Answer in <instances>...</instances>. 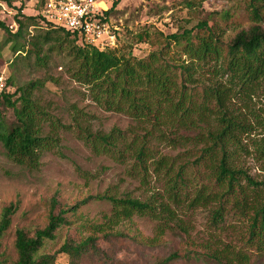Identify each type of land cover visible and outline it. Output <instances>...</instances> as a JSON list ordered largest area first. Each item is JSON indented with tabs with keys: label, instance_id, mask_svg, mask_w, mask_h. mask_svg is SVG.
Listing matches in <instances>:
<instances>
[{
	"label": "rangeland",
	"instance_id": "obj_1",
	"mask_svg": "<svg viewBox=\"0 0 264 264\" xmlns=\"http://www.w3.org/2000/svg\"><path fill=\"white\" fill-rule=\"evenodd\" d=\"M21 3V14L37 17L34 25L15 36ZM252 3L120 0L117 4L116 49H131L136 59L158 52L159 62L187 63L194 68V81L186 83V91L195 109L189 123L182 126L171 120L156 125L153 115L141 120L102 107L93 99L89 85L74 74L77 63L70 53V38L43 39L49 26L41 17L39 0H0V20L11 32L0 28V76L5 90L12 93L36 83L31 99L41 110V134L56 142L42 153L37 168H28L10 159L0 141V211L11 202L16 204L10 226L0 237V264L17 260L16 229L32 235L46 225L52 198L57 201L54 213L68 210L67 222L39 254L54 255L55 264H264V255L249 237L254 211L264 205V78L233 80L221 60H192L182 53L180 44L163 37L207 20L225 57L233 37L256 23ZM260 14L264 16V8ZM144 32L147 37L138 41ZM183 79L175 78L178 86ZM2 109L5 122L11 123L12 108ZM226 126L222 140L228 165L243 172L236 175L232 188L215 177L213 165L222 154L219 146L213 154L204 150L212 145V134ZM112 131L122 132L117 141L124 150L122 157L96 153L86 141L88 133ZM147 131L150 153L145 171L126 146L134 138L139 142ZM161 157L165 164L159 165ZM177 171L183 172L184 183L174 197L170 190ZM103 195L138 199L158 210L163 203L168 210L159 217L133 214L108 221L112 203L95 197ZM88 237L93 238V245L75 260L59 251L67 241L78 243Z\"/></svg>",
	"mask_w": 264,
	"mask_h": 264
},
{
	"label": "trees",
	"instance_id": "obj_2",
	"mask_svg": "<svg viewBox=\"0 0 264 264\" xmlns=\"http://www.w3.org/2000/svg\"><path fill=\"white\" fill-rule=\"evenodd\" d=\"M120 0H114L109 15L114 20L117 13L116 6ZM200 2L203 0H199ZM193 0H188L192 3ZM42 16L43 0H39ZM260 8H264V0H253L251 13L256 22L248 30L239 31L230 43L227 44L226 56L222 57L220 42L215 37L212 27L207 20L199 21L194 27L184 29L182 33H171L164 35V39L181 45L183 54H187L192 60L204 63L209 60H221L224 63V71L228 77L236 81L252 82L264 78V16L260 14ZM23 3H21L16 16L15 36L22 34L29 25H34L36 15L21 14ZM44 21V19H43ZM44 24H46L44 22ZM48 25V24H46ZM46 30L43 39L47 41L50 37L59 41L60 37L69 39V49L77 68L74 74L82 83L89 85L93 99L107 110L124 111L138 119L143 120L150 115L154 116L156 125L173 121L178 125L186 126L189 115L195 109L192 97L187 93L188 82L194 81L193 67L187 63L179 65L159 62L160 53L152 52L144 59H136L131 55V49L126 52L119 51L116 47L100 50L93 45L83 43L78 35L64 27H51ZM0 28L11 33L8 26L0 20ZM52 32H58L52 36ZM118 35V32H116ZM138 41L147 37V32L137 36ZM37 38V37H36ZM33 46L36 42H32ZM14 48V51H19ZM175 78H184L178 86ZM5 83V81H4ZM36 87L35 82H30L17 87L12 93L4 88L0 91V141L2 142L7 156L18 164L28 168H37L40 157L44 151L55 146V139L50 135L41 134V110L38 103L31 99L32 89ZM175 94L177 95L175 99ZM16 96L15 98H13ZM188 101V102H187ZM187 102V104H186ZM3 107L13 110L14 120L6 123L3 116ZM192 121V120H191ZM228 126L221 132L212 134V145L205 148V152L214 153L219 146L221 157L216 165L215 177L218 182L226 181L228 187L232 188L237 181V174H243L240 170L232 169L228 165L225 153V143L222 137L227 133ZM146 133L138 142L134 138L126 147L132 152L136 163L146 171V160L150 149L146 144ZM122 132L115 134L88 133L86 141L96 153L116 155L122 157L123 151L117 146L118 138H122ZM126 150V149H125ZM214 163V159L211 160ZM157 163L165 164V158L161 157ZM248 182L253 183L249 176L245 175ZM183 172L177 171L171 185V192L177 196L176 190L184 183ZM201 195V194H200ZM106 198L112 203V216L108 221H117L120 218H129L133 214L149 215L159 217L167 210V205H156L142 202L133 198H115L113 196H95ZM57 205L55 198L51 199V211L48 221L42 228H38L30 235L25 229L18 228L15 231L14 247L17 253L15 264H55L54 255L39 254L40 249L47 240H53L56 232L67 222L66 209H59L54 213ZM74 205L69 209H74ZM16 210L15 203H9L0 211V237L8 229L11 216ZM219 215L218 211L214 212ZM258 221V222H257ZM249 237L252 239L257 251L264 255V205L254 211ZM93 238H85L78 243L65 242L59 248L72 259L79 258L88 246L93 245ZM62 264V263H61ZM71 264V263H68Z\"/></svg>",
	"mask_w": 264,
	"mask_h": 264
},
{
	"label": "built area",
	"instance_id": "obj_3",
	"mask_svg": "<svg viewBox=\"0 0 264 264\" xmlns=\"http://www.w3.org/2000/svg\"><path fill=\"white\" fill-rule=\"evenodd\" d=\"M112 0H43L42 16L51 27H64L81 42L100 50L116 47L117 25L109 11ZM0 76V91L4 88Z\"/></svg>",
	"mask_w": 264,
	"mask_h": 264
}]
</instances>
